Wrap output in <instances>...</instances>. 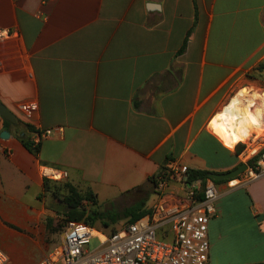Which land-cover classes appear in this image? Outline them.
<instances>
[{"label": "crops", "instance_id": "1", "mask_svg": "<svg viewBox=\"0 0 264 264\" xmlns=\"http://www.w3.org/2000/svg\"><path fill=\"white\" fill-rule=\"evenodd\" d=\"M0 31L10 34L0 40V104L17 119L0 116L7 264H37L62 244L63 234L50 242L49 220L63 219L42 166L68 171L100 209L125 210L149 199L143 186L172 162L216 174L248 165L241 142L210 122L241 88L264 90V0H0ZM28 126L60 131L34 155L21 140L32 139ZM256 147L263 153L264 139ZM217 186L208 264L264 263V177ZM168 191L186 192L175 182Z\"/></svg>", "mask_w": 264, "mask_h": 264}, {"label": "built area", "instance_id": "2", "mask_svg": "<svg viewBox=\"0 0 264 264\" xmlns=\"http://www.w3.org/2000/svg\"><path fill=\"white\" fill-rule=\"evenodd\" d=\"M9 36L0 31V40ZM35 110L34 105L22 108L27 117ZM263 116L261 113L260 122L264 125ZM59 131L60 128L34 129L31 142L39 146ZM259 143L260 137L252 135L238 145L244 146V157L249 161L260 154L256 147ZM188 171L187 167L170 163L154 180L159 197L149 212L116 232L105 234L84 223H67L61 246L37 264H208L209 224L217 214L220 193L211 179L204 187L200 182L188 183ZM41 174L44 181L59 183L69 179L68 171L48 166L41 167ZM263 177L264 152L254 167L248 166L236 180L229 181V186L247 187ZM172 182L185 189L183 197L169 193ZM93 240L99 243L95 249L90 248ZM8 261L0 251V264Z\"/></svg>", "mask_w": 264, "mask_h": 264}, {"label": "trees", "instance_id": "3", "mask_svg": "<svg viewBox=\"0 0 264 264\" xmlns=\"http://www.w3.org/2000/svg\"><path fill=\"white\" fill-rule=\"evenodd\" d=\"M190 34V33H189ZM187 41L185 42L182 49L179 51V54L184 53L186 50ZM135 107H138V104H135ZM8 126L11 125L10 122L6 121ZM30 131H33L34 128L28 126ZM21 140L24 146L34 155L39 153L40 146H34L30 139L26 137H21ZM244 149L242 145L240 149L237 150V153H240ZM262 153L257 155L256 157L252 158L248 161L249 167H254L257 161L261 158ZM212 173L208 171L202 170H189L187 172L188 183L193 184L196 182H200L201 185L204 187L206 182L210 180V175ZM224 182H214L216 185L222 184ZM44 192L46 194L51 195V198L57 202L54 208L57 214L63 219V224L60 227L61 230L56 227L53 228V233L64 231L65 226L69 222L75 223H84L95 227L97 222H101L106 228L105 230L108 231V228L114 226L116 224L117 219L125 218L129 219V223L135 222L137 219L141 218L142 216L146 215L149 210L146 207L147 200L141 199L139 200L134 206L130 207L129 209H125L121 216H112L107 211H102L99 208V201L97 195L92 190L81 191L76 186L69 182H64L63 187H59L56 182H51L49 180L44 181ZM53 226V220H49L48 226ZM110 232H116L113 229ZM264 264V263H260Z\"/></svg>", "mask_w": 264, "mask_h": 264}, {"label": "bare ground", "instance_id": "4", "mask_svg": "<svg viewBox=\"0 0 264 264\" xmlns=\"http://www.w3.org/2000/svg\"><path fill=\"white\" fill-rule=\"evenodd\" d=\"M261 113L264 114V91L251 86L229 100L213 117L210 128L229 144L247 142L252 135L257 138L264 133Z\"/></svg>", "mask_w": 264, "mask_h": 264}, {"label": "rangeland", "instance_id": "5", "mask_svg": "<svg viewBox=\"0 0 264 264\" xmlns=\"http://www.w3.org/2000/svg\"><path fill=\"white\" fill-rule=\"evenodd\" d=\"M242 90H243V89L241 88V89H240V90H239L234 96H236V95H237L238 93H240V91H242ZM257 90H258V88H257ZM259 91L262 92V91H264V90H260V89H259ZM234 96H233V97H234ZM257 102H258L257 104L260 105V101H257ZM259 107H260V106H259ZM258 137H260V141H261L262 139H264V133H263L261 136H258ZM241 143H242V142H241ZM238 146H239V145H238ZM241 146H242V145H240V147H241ZM254 146H255V145H254ZM57 184H58L59 187H63L64 182H60V183H57ZM158 197H159V191L155 192L154 194H150V195H149V199L147 200V203H149L150 205L153 204L154 202H156V201L158 200ZM51 202H52V206H53V207L55 206V204H57V202H55L54 200H52ZM150 205H148V206H150ZM101 209L107 211L108 213H110L112 216H115V217H117V216H121L122 213L124 212V209L120 207V204H110V205L104 204V205L101 207ZM213 219H214V218H213ZM213 219H212V220H213ZM128 222H129V219L119 218V219H117V222H116V224H114V226L108 228V231L105 230L106 228L104 227L103 224H101V222H97L96 225H95V228H96L98 231H102L103 233L106 234V233H109L110 231H112L113 229H115V230L121 229L122 227H124L125 225H127ZM61 225H64V224H63V221H60V223H57L56 226H52V225H51V226L49 227L50 235H51V237H52V239L50 240V242L53 241V242H55L56 244L60 245V243H61L60 235L63 234V231H59V232H55V233H53V228L58 227V228L61 230V228H62V227H60ZM51 232H52V233H51ZM53 238H54V239H53ZM98 245H99L98 241H97V240H93V241L91 242L90 248H91V249H95V248L98 247ZM43 255H44V251H42V250L39 249V248H34V249L32 250L31 257H32L33 260L40 261V260L42 259Z\"/></svg>", "mask_w": 264, "mask_h": 264}, {"label": "water", "instance_id": "6", "mask_svg": "<svg viewBox=\"0 0 264 264\" xmlns=\"http://www.w3.org/2000/svg\"><path fill=\"white\" fill-rule=\"evenodd\" d=\"M0 116L6 121L16 124L17 119L16 116L10 112L4 105L0 104ZM2 138L7 139L9 137V132L5 131L1 134ZM248 169V165L243 163L234 171L224 173V174H216L212 173L210 175V179L214 182H223V181H232L236 180L240 175H242ZM156 184L153 180H149L144 186L143 190L147 192L148 195L155 193Z\"/></svg>", "mask_w": 264, "mask_h": 264}, {"label": "flooded vegetation", "instance_id": "7", "mask_svg": "<svg viewBox=\"0 0 264 264\" xmlns=\"http://www.w3.org/2000/svg\"><path fill=\"white\" fill-rule=\"evenodd\" d=\"M147 193V192H146Z\"/></svg>", "mask_w": 264, "mask_h": 264}]
</instances>
